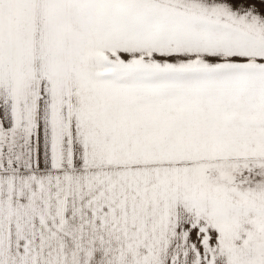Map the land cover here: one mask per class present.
<instances>
[{
    "label": "snow or ice",
    "instance_id": "1",
    "mask_svg": "<svg viewBox=\"0 0 264 264\" xmlns=\"http://www.w3.org/2000/svg\"><path fill=\"white\" fill-rule=\"evenodd\" d=\"M0 264H264V0H0Z\"/></svg>",
    "mask_w": 264,
    "mask_h": 264
}]
</instances>
